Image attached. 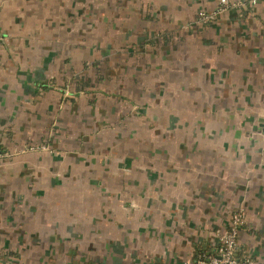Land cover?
Listing matches in <instances>:
<instances>
[{"label":"crops","instance_id":"obj_1","mask_svg":"<svg viewBox=\"0 0 264 264\" xmlns=\"http://www.w3.org/2000/svg\"><path fill=\"white\" fill-rule=\"evenodd\" d=\"M94 1L0 0V264L264 262V0Z\"/></svg>","mask_w":264,"mask_h":264},{"label":"built area","instance_id":"obj_2","mask_svg":"<svg viewBox=\"0 0 264 264\" xmlns=\"http://www.w3.org/2000/svg\"><path fill=\"white\" fill-rule=\"evenodd\" d=\"M258 0H249L252 4ZM247 3V0H218L213 9L199 10L197 20L201 23H207L216 20L218 15L224 12L228 7H241ZM245 222V213L243 208L234 210L229 219L228 227L218 237L216 250L213 253H200L196 258L185 260L176 264H264V262L252 256H239L238 230ZM2 250L0 249V258Z\"/></svg>","mask_w":264,"mask_h":264},{"label":"rangeland","instance_id":"obj_3","mask_svg":"<svg viewBox=\"0 0 264 264\" xmlns=\"http://www.w3.org/2000/svg\"><path fill=\"white\" fill-rule=\"evenodd\" d=\"M100 1L101 0H95L94 1V3H93V6H94V9H93V13L95 14L96 12H95V8H99L100 7ZM258 2V1H257ZM101 8V7H100ZM114 12H115V10H114ZM198 23H201V22H199V21H197Z\"/></svg>","mask_w":264,"mask_h":264},{"label":"trees","instance_id":"obj_4","mask_svg":"<svg viewBox=\"0 0 264 264\" xmlns=\"http://www.w3.org/2000/svg\"><path fill=\"white\" fill-rule=\"evenodd\" d=\"M206 249H202V250H200V251H196V257L200 254V253H206V251H205ZM196 257H194V258H196Z\"/></svg>","mask_w":264,"mask_h":264}]
</instances>
